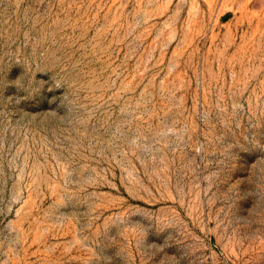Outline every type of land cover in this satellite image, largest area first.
Returning <instances> with one entry per match:
<instances>
[{"label":"rangeland","instance_id":"rangeland-1","mask_svg":"<svg viewBox=\"0 0 264 264\" xmlns=\"http://www.w3.org/2000/svg\"><path fill=\"white\" fill-rule=\"evenodd\" d=\"M0 264H264V0H0Z\"/></svg>","mask_w":264,"mask_h":264}]
</instances>
